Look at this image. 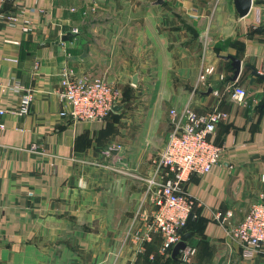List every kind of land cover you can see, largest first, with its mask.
<instances>
[{
    "label": "crops",
    "instance_id": "0c3cea01",
    "mask_svg": "<svg viewBox=\"0 0 264 264\" xmlns=\"http://www.w3.org/2000/svg\"><path fill=\"white\" fill-rule=\"evenodd\" d=\"M161 1L14 0L5 7H23L30 30L0 21V108H17L24 90L32 103L26 116L0 117V264H180L149 231L156 206L145 185L109 171L100 153L118 145L113 165L148 177L169 130L168 111L185 105L197 115L213 108L227 114L210 137L221 147L219 163L183 184L196 203L183 230L194 250L186 264H264V245L242 257L212 218L230 210L236 225L264 193V108H256L264 84L250 74H264V0L242 19L231 0ZM222 56L240 61L235 83ZM62 67L103 78L120 92L122 108L103 120L59 116ZM208 67L209 86L197 85ZM249 82L243 104L233 102L232 88ZM207 89L218 98L204 95Z\"/></svg>",
    "mask_w": 264,
    "mask_h": 264
},
{
    "label": "built area",
    "instance_id": "2783aa9c",
    "mask_svg": "<svg viewBox=\"0 0 264 264\" xmlns=\"http://www.w3.org/2000/svg\"><path fill=\"white\" fill-rule=\"evenodd\" d=\"M14 0H0V21L14 30L25 34L29 32V20L25 9L17 6L6 10L7 5ZM257 0H251L250 9ZM259 20L255 17L251 29H256ZM76 34V30L71 31ZM5 43L19 46L17 40L5 39ZM16 63V59H6ZM36 67V66H35ZM213 73L212 67L205 68L197 77V85L209 86L208 76ZM222 79V77H219ZM16 90H22L15 87ZM14 88V89H15ZM211 95L218 98V91L211 90ZM56 96L63 103L64 108L58 113L71 121L103 120L111 113V107L120 105L123 100L120 92L107 83L103 78H85L75 76L71 69L62 67L59 71V89ZM247 93L241 87H233L230 99L243 104ZM32 94L24 90L20 96L18 107L15 109L0 108V117L6 114L26 116L30 112ZM169 130L165 142L151 161L153 170L148 177L130 174L124 168L113 165L112 160L117 158L120 146L110 145L100 153L104 159H109V171L124 176H130L145 185V191L150 194L151 202L156 206L152 216L149 231L158 234L160 238L159 250L169 253L172 246L179 241L178 231L184 228L186 221L193 218L195 201L184 191L183 184L190 176L207 174L213 166L219 163L221 147L210 141L217 123L224 121L227 114L211 109L202 115H197L188 105L178 110L168 111ZM4 125L0 123V130ZM264 183V177H260ZM213 220L224 229L227 237L234 239L238 244L241 256L251 259L257 255L264 245V193L259 192L249 206L242 220L231 225L230 210L224 213H214ZM148 236L144 237V241ZM194 250L185 247L179 252L176 259L180 264L189 262Z\"/></svg>",
    "mask_w": 264,
    "mask_h": 264
},
{
    "label": "water",
    "instance_id": "95a60500",
    "mask_svg": "<svg viewBox=\"0 0 264 264\" xmlns=\"http://www.w3.org/2000/svg\"><path fill=\"white\" fill-rule=\"evenodd\" d=\"M260 1V0H257ZM232 2V6L234 9V12L237 16L238 19H242L245 18L250 10V4H251V0H231ZM155 4L156 5H161L162 1L161 0H155ZM68 35L62 37L60 39V41H65L67 39ZM221 60L223 61H228L229 62V67H230V71H231V77L229 79V81L231 83H235L237 81V78L239 76L240 73V61L232 56H222L219 57ZM252 76L256 77L259 81H261L264 84V74H259L257 73L255 70H251L250 73ZM136 76L133 75L131 77V85H135L136 84ZM211 92L210 89H207L203 94L204 95H208ZM263 95H264V88H263ZM122 108L121 105H117V106H112L111 107V111L112 112H116L118 110H120ZM264 108V98L262 99L261 103L258 105V109L262 110ZM179 233V241L172 246L171 250H170V259L175 261L177 255L179 254L180 251H182L185 247H186V241L188 239H190L191 235L188 232H183V228L180 229L178 231Z\"/></svg>",
    "mask_w": 264,
    "mask_h": 264
},
{
    "label": "rangeland",
    "instance_id": "374dc122",
    "mask_svg": "<svg viewBox=\"0 0 264 264\" xmlns=\"http://www.w3.org/2000/svg\"><path fill=\"white\" fill-rule=\"evenodd\" d=\"M251 81H255V79H253V80L251 79ZM251 83L252 82L246 83L244 86L243 85H238V87L243 88L247 92V94H248V93H251L253 91V88H252V84Z\"/></svg>",
    "mask_w": 264,
    "mask_h": 264
},
{
    "label": "trees",
    "instance_id": "16d2710c",
    "mask_svg": "<svg viewBox=\"0 0 264 264\" xmlns=\"http://www.w3.org/2000/svg\"><path fill=\"white\" fill-rule=\"evenodd\" d=\"M261 103V102H260ZM259 103V104H260ZM257 109H258V105H257V107H256ZM259 110V109H258ZM259 111H261V110H259ZM189 221H190V219H188L187 221H186V224H185V226H184V228H183V230L188 226V223H189Z\"/></svg>",
    "mask_w": 264,
    "mask_h": 264
}]
</instances>
